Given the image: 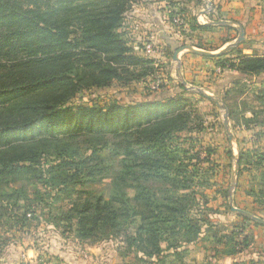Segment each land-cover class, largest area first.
<instances>
[{
  "label": "trees",
  "instance_id": "1",
  "mask_svg": "<svg viewBox=\"0 0 264 264\" xmlns=\"http://www.w3.org/2000/svg\"><path fill=\"white\" fill-rule=\"evenodd\" d=\"M138 1L0 0V203L13 209L25 203L26 211L38 218L25 185L39 183L48 191L45 198L38 190L36 194L49 222L73 228L76 239L88 240L109 229L142 253L143 261L149 259L146 264L165 263L168 257L182 264L190 245L219 234L208 217L192 214L193 207L200 206L195 192L171 196L148 185L154 180L175 186L181 182L183 191L190 188L187 175L195 165L189 151L169 142L189 123V114L179 111L185 100L112 102L105 107L70 103L84 87L108 86L121 79L122 72L130 73L129 80L149 74L150 67L141 70L151 59L136 51L135 46H143L130 42L124 32L125 14ZM165 1L171 6L172 24L185 8L175 11V0ZM187 24L198 36L233 30L201 24L194 15ZM233 39L228 35L221 43ZM194 46L208 51L220 48L205 39ZM230 53L235 56L227 57ZM208 57H216L222 69L246 75L264 72V56L244 54L238 46ZM257 98L264 99V85ZM82 144L89 154L83 155ZM227 155L234 159L232 151ZM44 156L55 161L41 164ZM257 156L263 168L264 150ZM242 161L239 155V166ZM105 178L110 179L105 193L76 189ZM198 182L209 184L207 179ZM202 203H207V197H202ZM240 232L220 234L221 249L214 251L224 256L243 252L251 240L243 228ZM176 237L180 240H171Z\"/></svg>",
  "mask_w": 264,
  "mask_h": 264
},
{
  "label": "rangeland",
  "instance_id": "2",
  "mask_svg": "<svg viewBox=\"0 0 264 264\" xmlns=\"http://www.w3.org/2000/svg\"><path fill=\"white\" fill-rule=\"evenodd\" d=\"M147 2L139 0L125 14L124 32L130 42L143 46H135V50L151 59L150 65L143 66L141 70L144 72L150 67L149 74L129 80L130 73L122 72L121 79H113L108 86L84 87L70 103L73 106L84 104L105 107L112 102L129 105L151 99H184L179 105V111L189 114L186 120L189 123L169 142L178 143L189 151L190 162L195 165L189 168L190 173L187 175L192 181L190 188L183 191L180 189L181 182L175 186L154 180L149 181L148 185L154 191L160 189L171 196L195 192L200 206L193 207L192 214L208 217L209 221L217 225L219 234L214 232L213 239L190 245L191 251L182 264H222L218 262L222 255L214 251L215 248L221 249L217 239L222 233L240 234V228L251 240L250 246L242 252L246 255L242 259L244 264H264V224L250 218L243 221L237 215L239 213L231 210V206L242 209L264 222V167L256 162L257 155L264 150V99L257 98L264 85V72L246 75L232 68L222 69L217 65L216 57L202 55V51L208 50L197 48L195 44L205 39L211 45L220 47L221 40L235 31L217 29L200 36L198 32L189 31L187 22L195 14V2L175 0V11L184 7L185 12H178L171 24L168 20L170 4L155 0L158 4H153L152 8L162 15L161 23L158 16L157 25L162 30L149 32V26L138 23L140 18L135 16L136 5H145ZM197 5L208 14L216 10L212 4V10L207 11L206 0H200ZM195 17L199 23L204 20L203 17ZM161 32L164 37H168L165 43L159 37ZM234 56L233 53L227 55ZM81 149L83 155L89 154L84 144ZM208 150H211L209 154ZM228 151H232L234 159L229 158ZM239 155L243 161L236 169ZM52 161H55L53 157L44 156L40 162L48 164ZM205 179L209 181L208 185L199 184L198 181ZM184 183L187 184V181ZM109 184L110 179L105 178L87 187L77 185L76 189L91 191L93 194L105 193ZM25 186L38 218H34L31 211H26L25 207L28 206L24 202H21L24 207L19 209L5 207V204L0 203V258L11 255L14 264L17 261L18 264H26L20 261L17 246L28 245L36 255L30 264H52L51 261L59 264L56 262L59 257L81 258L82 264H146L145 261H149L146 258L143 261L142 253L129 247L122 241V237L109 229L94 238L79 240L73 236V228L54 226L49 222L47 209L41 208L43 203L36 194L38 190L40 196L45 198L48 191L39 183ZM202 197H207L206 204L202 203ZM22 212H26L25 219L21 217ZM178 239L176 237L171 240L175 242ZM165 260V263L160 264H180L172 257Z\"/></svg>",
  "mask_w": 264,
  "mask_h": 264
},
{
  "label": "crops",
  "instance_id": "3",
  "mask_svg": "<svg viewBox=\"0 0 264 264\" xmlns=\"http://www.w3.org/2000/svg\"><path fill=\"white\" fill-rule=\"evenodd\" d=\"M160 1L166 2L165 0ZM191 2H195L196 4L194 7L195 14L193 13V15L197 16L198 19L200 17L204 18L201 24H211L212 21L222 20L227 22L229 26L233 28L232 31H235L234 34L231 33V36L234 37L233 40L225 44L220 43V48L212 52L222 50L228 44L234 42L235 39L239 36V32L241 30L242 39L234 47H240L242 53L247 55L264 56V0H212V4L215 6L216 10L214 9L215 12L211 14L206 13L203 8L199 9L195 0L190 1V3ZM153 4H158V2H155V0H148L145 5H136L137 8H134L136 12L135 16H139L140 18L137 20V22L142 25H148L149 27L147 28L149 32L162 30L161 28L158 29L157 26L159 25L158 16L160 18L161 23L162 15H159V13L152 8ZM210 15L211 17H213L212 19L210 18ZM159 35L160 39L164 41V43L168 41V37H164L162 32L159 33ZM153 36L156 37L155 35ZM213 68H215V66ZM17 248L18 254H20L21 257L20 261L26 264H30L35 259V251L30 246L25 245L23 247L22 245H18ZM13 258L14 257H12L11 255L1 257L0 264H14ZM243 258H246V255L242 252L233 256L222 255L219 258L218 262H221L222 264H231L234 261H238L239 259L242 260ZM74 259L75 258L70 259L68 257H59L58 261L56 260V262L59 264H82L81 262L83 261V259ZM17 262L15 264H18ZM51 263L55 264L54 261H51Z\"/></svg>",
  "mask_w": 264,
  "mask_h": 264
},
{
  "label": "water",
  "instance_id": "4",
  "mask_svg": "<svg viewBox=\"0 0 264 264\" xmlns=\"http://www.w3.org/2000/svg\"><path fill=\"white\" fill-rule=\"evenodd\" d=\"M207 2V6L209 7V10H212V3L210 0H206ZM211 24H216V25H226V26H229V24L225 21H222V20H217V21H212ZM239 36L235 39L234 42L228 44L225 48H223L222 50L218 51L217 53H214L212 51H202V55L204 56H211V55H221L227 51H229L230 49H232L235 45H237L239 43V41L242 39V31L240 30L239 32ZM176 57H174L175 59ZM176 60V59H175ZM235 168L238 169V163L236 161L235 163ZM233 180H234V177L232 178V183H233ZM231 210L233 212H237L239 214H241L242 216L246 217V218H250V219H253V220H258L259 222H261L262 224H264L263 221L259 220L257 217L253 216L252 214L242 210V209H238V208H235L233 206H231Z\"/></svg>",
  "mask_w": 264,
  "mask_h": 264
},
{
  "label": "built area",
  "instance_id": "5",
  "mask_svg": "<svg viewBox=\"0 0 264 264\" xmlns=\"http://www.w3.org/2000/svg\"><path fill=\"white\" fill-rule=\"evenodd\" d=\"M207 11H211V10H209V7L207 6Z\"/></svg>",
  "mask_w": 264,
  "mask_h": 264
}]
</instances>
